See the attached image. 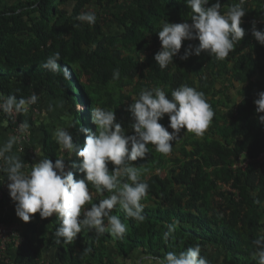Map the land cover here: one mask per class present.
<instances>
[{
  "label": "trees",
  "instance_id": "trees-1",
  "mask_svg": "<svg viewBox=\"0 0 264 264\" xmlns=\"http://www.w3.org/2000/svg\"><path fill=\"white\" fill-rule=\"evenodd\" d=\"M220 3L226 12L240 0ZM243 7L245 35L227 58L205 52L187 60L177 56L161 69L153 58L161 47L156 32L166 19L189 20L191 10L184 0H0V93L19 99L38 92L48 101L44 115L34 118L26 111L14 121L0 111V124L12 134L17 124H29V140L16 145L25 170L40 158H58L53 139L57 127L71 126L67 130L73 142L83 145L79 127L96 130L91 109L97 106L114 109L116 122L127 135L134 134L127 108L141 89L159 87L170 98L173 89L186 84L203 92L214 111L203 136L184 130L171 154L149 144L146 158L132 162L149 189L141 200L142 222L127 217L119 205L113 208L111 214L127 225L123 238L107 231L98 237L85 228L71 243L55 244L59 218L54 214L41 219L36 213L25 223L3 191L0 224L17 223L24 240L7 244L0 264H136L142 255L163 257L197 244L209 264H259L253 241L264 229V162L257 160L264 151V124L258 115L264 113H256L253 101L264 91V46L253 38L251 28L255 21L258 30L264 29V0H244ZM85 11L96 13L94 25L76 19ZM189 44L198 41H183L180 54ZM55 52L60 53L61 70L53 73L42 65ZM64 68L71 78H65ZM114 69L119 79H113ZM234 82L242 88L236 89L239 98L233 100L227 92ZM158 122L167 127V114ZM79 159L73 153L65 160L66 170L77 179L83 174L69 166ZM3 164L0 160V190L7 182ZM90 190L96 191L91 185ZM107 195L97 193L93 203ZM174 222L176 231L165 241L166 226ZM51 249L55 256L48 260L45 252Z\"/></svg>",
  "mask_w": 264,
  "mask_h": 264
},
{
  "label": "clouds",
  "instance_id": "clouds-1",
  "mask_svg": "<svg viewBox=\"0 0 264 264\" xmlns=\"http://www.w3.org/2000/svg\"><path fill=\"white\" fill-rule=\"evenodd\" d=\"M184 3L191 10L189 20L170 23L166 19L156 32L161 47L153 58L161 69L172 64L174 57L187 60L192 55L200 56L202 52L223 60L245 35V29L241 27L242 17L246 14L244 0L230 5L226 12L221 11L220 0L211 4L210 0H184ZM76 19L94 25L97 16L94 11H85L79 13ZM255 23L252 24L251 34L264 46V29L258 30ZM194 40L198 44H189L180 54L182 42ZM59 60L60 53L55 52L46 58L42 66L56 73L61 70ZM63 72L65 78H71L67 68ZM119 77V70L114 69L113 79ZM241 88L239 82H234V90ZM38 99L35 92L19 99L15 95L0 93V111L8 115L26 112L28 106L36 104ZM253 103L257 114L264 113V91L258 93ZM78 108L83 110L82 106L78 105ZM127 111L133 121L131 129L134 134L127 135L121 124L116 122L114 109L94 107L91 109V120L96 130L79 127L85 136L83 145L73 142V136L67 130L71 126L57 127L53 139L59 146L58 158L54 162L48 157L40 158L30 165L29 170H25L20 155L9 154L20 134L27 133L29 129L27 122L18 124L17 133L10 134L7 141L0 145V159L6 165L2 171L6 173V187L14 203L15 215L27 223L32 214L38 213L41 219L55 214L60 220L53 234L55 244L71 243L85 228L94 231L98 237L107 231L118 239L123 238L127 225L119 216L111 214L117 205L127 217L142 222L145 217L142 215L144 205L141 200L147 196L149 184L141 178V173L132 162L146 158L149 144L154 145L159 153L171 154L173 142L184 130L203 136L214 111L203 92L186 84L173 89L170 98L159 87L141 89ZM165 114L169 121L167 127L158 122ZM258 120L264 124V115H258ZM73 153L80 158L79 163H72L69 167L83 174L78 179L74 178L73 171L66 170L65 160L71 159ZM109 165H112L111 170ZM90 185L95 187V192L90 190ZM97 193L108 195L93 203ZM166 227L163 234L165 241L175 233L177 222ZM253 244L259 264H264V229L258 233ZM136 264H209V261L201 255V247L197 244L179 253L166 252L163 257L142 255Z\"/></svg>",
  "mask_w": 264,
  "mask_h": 264
},
{
  "label": "built area",
  "instance_id": "built-area-1",
  "mask_svg": "<svg viewBox=\"0 0 264 264\" xmlns=\"http://www.w3.org/2000/svg\"><path fill=\"white\" fill-rule=\"evenodd\" d=\"M260 20H257V23H259ZM14 121L17 120L18 114L13 113L12 114ZM16 132L18 128V124L16 125ZM22 144V142L28 141L29 137L27 133L20 134V137L18 139ZM258 161L261 163L264 162V151L258 156ZM7 182L3 184V190H0V197L3 193V191L7 190ZM225 189H232L230 185H224ZM233 191V189H232ZM24 240L23 235L21 234V226L17 223H1L0 224V252L3 253L6 251L7 244L11 242H15L17 245H19ZM7 264H10L9 260L6 261Z\"/></svg>",
  "mask_w": 264,
  "mask_h": 264
},
{
  "label": "rangeland",
  "instance_id": "rangeland-1",
  "mask_svg": "<svg viewBox=\"0 0 264 264\" xmlns=\"http://www.w3.org/2000/svg\"><path fill=\"white\" fill-rule=\"evenodd\" d=\"M230 93L231 94V97L232 99L234 100L235 99H238L239 98V95H237V90L235 89L234 90V87H231L230 88V91L227 92V94ZM37 96L39 97L38 101L36 104L34 105H31V106H28V112L31 111V116L34 118V117H37V116H43L44 113H43V109L42 107H47L48 108V101L46 102V100L44 98L41 97V94L36 92ZM47 104V105H45ZM28 133V132H27ZM22 143H25V142H22ZM25 144H22V146H24ZM246 163V162H245ZM161 175L162 176H165L166 175V172L162 171L161 172ZM228 190V189H227ZM232 189L228 190V191H231ZM52 250V249H51Z\"/></svg>",
  "mask_w": 264,
  "mask_h": 264
},
{
  "label": "crops",
  "instance_id": "crops-1",
  "mask_svg": "<svg viewBox=\"0 0 264 264\" xmlns=\"http://www.w3.org/2000/svg\"><path fill=\"white\" fill-rule=\"evenodd\" d=\"M10 134H12V132H9L8 130H6L5 124H0V145H3L7 141V139H8V137H9ZM16 145H17V143L14 144L13 149H12V153H9V154H18V155L21 156V154L19 153L20 150L17 148ZM0 160H2V159H0ZM3 163H4V161H3ZM10 210H13V209H9V211ZM45 254H46L45 255V258H47L49 260V258H52L53 256H55L54 255L55 254V250L52 249V250L46 251ZM42 262H43V260L40 261V263H42Z\"/></svg>",
  "mask_w": 264,
  "mask_h": 264
}]
</instances>
